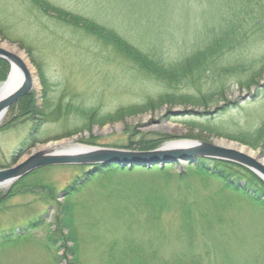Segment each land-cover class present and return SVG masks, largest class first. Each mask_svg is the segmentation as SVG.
Instances as JSON below:
<instances>
[{
  "label": "rangeland",
  "instance_id": "1",
  "mask_svg": "<svg viewBox=\"0 0 264 264\" xmlns=\"http://www.w3.org/2000/svg\"><path fill=\"white\" fill-rule=\"evenodd\" d=\"M52 1L72 12H87L100 20L105 19L103 22L110 19L113 26L122 30L120 33L140 48L151 49L159 42L160 52L171 58L188 52L192 40L200 38L202 31L194 30L201 21V10L208 8L205 0H178L177 6L183 2L191 8L187 6L188 12L184 10V15L176 11L170 21L172 26H167V29L172 27V31H154L153 22L145 26L149 31H135L133 25L135 20L139 22L137 17L143 16L141 20L147 23L155 16L147 17L144 12L142 15L139 9L130 12V5L123 8L120 4V9L116 1ZM146 1L150 7H156L153 0ZM168 3L175 4L174 0ZM158 20L164 23L161 17ZM0 41L26 55L37 82L31 92V106L38 109L48 106L45 112L49 115L48 121L38 125L37 116L22 113V103L16 102L8 109L0 122L2 168L12 165V158L17 161L34 146L40 148L61 140L89 148L130 151H151L167 144L193 141H225L264 157L261 147L252 148L229 138L251 137L264 121V72L249 89H238L235 82L230 81L224 101L211 103L207 108L163 105L122 120L92 124L88 129L73 133L83 121L73 113L65 115L56 108L55 103L61 97L63 104L75 102L106 113L120 105L140 101L159 89L122 54L44 15L29 0H0ZM19 41L29 53L18 46ZM244 47L254 57L262 55L264 36H254ZM8 71L9 64L0 84ZM40 75L46 83L45 92ZM187 110L206 115H186ZM54 113L59 115L57 119H53ZM34 125L37 129L32 144L35 145L19 152L20 143ZM151 139L161 141L158 147L141 150L137 146L139 140ZM129 143L132 144L129 146ZM190 160L193 162L192 158ZM190 160L162 167L120 168L100 163L50 166L25 177L23 186L18 183L13 188L14 182L9 189H0V234L17 230L40 216L43 221L39 229L20 241L0 248V264H68L73 230L78 237V264H161L156 257V239L163 232L170 241L172 256L180 255V251L186 253L189 238L183 224L177 222L179 213L171 210L161 213L162 231L150 217H142L144 211L140 216V211L131 207L137 193L125 198L120 192L132 188L140 189L138 193L154 203L187 197L186 206L191 208L197 232L196 240L193 239L195 246H207V254L198 264H264V207L252 198L214 191L216 184L206 182ZM71 184L73 188L63 193ZM206 194L218 213L209 210L208 217L212 220L200 224V211L204 208L201 202H205ZM62 219L66 228L61 233L67 238L70 234L72 241L53 232L57 221Z\"/></svg>",
  "mask_w": 264,
  "mask_h": 264
},
{
  "label": "trees",
  "instance_id": "2",
  "mask_svg": "<svg viewBox=\"0 0 264 264\" xmlns=\"http://www.w3.org/2000/svg\"><path fill=\"white\" fill-rule=\"evenodd\" d=\"M109 1L110 3H113V1L118 2L119 8L120 4L123 8L130 5L128 7L130 12L138 11L139 9V13L142 15L144 12L147 17L155 16L154 20L152 19L151 22L147 20V23L145 20H141L143 16L137 17L139 18V22L136 23L137 20H135V25H133L135 31H149L145 26L152 22L154 31H172V27L167 29V26H172L170 21L174 19L175 14L179 12L180 15H184L182 14L183 12H188V5H185L183 2H181L180 6L176 5L178 0H174L175 4L172 6L169 5L168 0H153V3L156 5L155 8L150 7L151 5L146 0ZM205 1L208 8L201 10V21L196 25V30H194L202 31L200 38L197 41L192 40L188 52L180 54L177 58H171L164 52H160L159 49L161 47L159 42L154 43L151 49H143L133 44L119 32L122 31L120 28L111 24L110 19H106V22H103L105 19L100 20L87 12H72L55 4L52 0H29L44 15L59 23L61 22L68 28L82 31L98 43L122 54L124 58L154 81L159 89L153 95H145L140 101L120 105L113 112L106 113L99 112L95 107H83L80 104H75V102L67 101L63 104L61 103V100H63L61 97V100L55 103L56 108H59L65 115L73 113L77 119L79 118L83 121L81 127L74 130L73 133L78 132L82 128L88 129L92 124H105L111 121L122 120L127 116L153 111L163 105H189L207 108L211 103H217L220 100L224 101V97L230 88V81H234L238 89H249L251 86L256 85L257 80L261 78L264 72V52L262 55L254 57V55L245 51L244 46L254 36H264V0ZM188 7L191 8L190 6ZM159 17L163 19L164 23L157 22L159 21ZM196 42L197 44H195ZM18 46L21 49L25 48V52L29 53V49L23 46L20 41ZM227 55L231 58L226 57ZM7 69V62L0 59V80L4 79ZM40 79L45 92L47 90L46 83L41 75ZM31 97L32 93L25 95L18 103H22L21 111L23 114L31 113L33 116H37L38 125H41V123L48 121L49 115L45 112L48 106H45V109L43 107L40 109L35 106L32 107ZM185 113L186 115L192 114L196 116L206 115L205 112H192L191 110H187ZM57 117L59 115L54 113L53 119H57ZM36 129L37 127L34 125L30 134L20 143L18 147L19 152L24 151L27 147L28 149L32 148L35 145L32 143L35 142L34 135ZM240 136H229V138L247 144L252 148L261 147V153L264 155V121L254 131L253 136L248 138ZM243 136L245 135L243 134ZM160 142L159 139L139 140L137 146L141 150L153 149L158 147ZM131 144L129 143V146ZM14 161L15 158H12V162ZM190 162L192 161L190 160ZM192 163L195 165V170L201 173L206 182L216 184L217 188L214 191L229 192L238 196L252 198L264 207V182L250 170L232 162L205 157H193ZM0 168L2 167L0 166ZM38 170L40 169L34 170L18 179L12 187L16 188L18 183H21V186H23V179ZM71 188H73V184L64 188L63 193L69 191ZM127 191H120L125 198L129 194L134 195L137 193L136 198L133 197L134 202L132 201L131 205L134 211H140L138 212L139 215L141 211H144L145 214L142 217L145 215L147 218L150 217L159 227L162 212L171 210L179 213L177 222L183 224L186 235H188V251L186 253L180 251V255L172 256L170 251L171 244L169 239L167 240V235L164 232L159 233L157 235L159 239H156V257L158 262L161 261V264H198L201 261L203 256L207 254V246H195L194 240H196L197 232L191 208L186 206V196L183 197L184 199L178 198L176 200L174 197L154 203L150 199H144V196L138 193L140 189L132 188V190L128 189ZM208 195H205V202H201L205 209L203 208L200 211L202 219L200 224L202 222L203 224L204 222L209 223L212 220L208 217L209 210L212 209L218 213V210L209 202ZM125 201L127 202L128 199ZM190 205H192V202ZM121 207L125 209V207ZM60 221L63 223V226L60 225ZM42 223L43 221L40 216L28 222L25 226L19 227L17 230L0 234V248L20 241L23 237L39 229ZM56 224V230H53V232L59 233L61 238L65 237L61 233L66 228L63 219L58 220ZM160 229L162 230L163 228L160 227ZM64 239L72 241L70 234L68 238L65 237ZM72 243L73 247L71 249L68 248L71 254L68 264H78L76 254L78 237L74 230ZM58 258L59 256L56 260ZM54 260L55 257L52 260L53 263L55 262Z\"/></svg>",
  "mask_w": 264,
  "mask_h": 264
},
{
  "label": "water",
  "instance_id": "3",
  "mask_svg": "<svg viewBox=\"0 0 264 264\" xmlns=\"http://www.w3.org/2000/svg\"><path fill=\"white\" fill-rule=\"evenodd\" d=\"M14 49L20 52L18 48ZM22 55L30 70L27 69L15 55L0 48V59L5 60L9 64L7 77L1 84L11 83L15 77L17 78V76H20V79L11 90L0 93V122L8 109L25 95L30 94L37 84L31 64L27 60L26 55ZM174 113L176 112H171V114ZM50 143L51 142L46 145ZM44 146L32 148L28 154L15 161L9 167L0 169V189H9L14 182L30 172L49 166L100 163L102 166L115 164L120 168L133 166L153 167L157 165L162 167L165 164L176 161H186L191 158L193 159V157L212 158L241 165L253 172L264 182L263 156L253 158L239 149L228 146L224 147L217 143L193 141L178 143L176 145L167 144L151 151L86 147L83 151L76 153L53 152L48 149H43Z\"/></svg>",
  "mask_w": 264,
  "mask_h": 264
},
{
  "label": "bare ground",
  "instance_id": "4",
  "mask_svg": "<svg viewBox=\"0 0 264 264\" xmlns=\"http://www.w3.org/2000/svg\"><path fill=\"white\" fill-rule=\"evenodd\" d=\"M0 48H2L3 50H5V51H7L13 55H15L24 64V66L27 69H29L27 62L25 61L22 53L17 52L14 48L8 46L5 43H2L1 41H0ZM19 79H20V76H17V78L15 77V79L11 83L9 82L7 84H0V93H4V92L11 90L16 85L15 83L18 82ZM215 143L220 144L224 147L228 146L231 148L233 147V148L239 149L240 151L244 152L245 154H247L253 158H258L256 153H254V152L250 151L249 149L242 147L240 145L225 142V141H218ZM85 148L86 147H84V146L76 145V144L72 143L71 141H67V140H63V141L57 142V143H50V144L43 147V149H45V150L48 149V150L53 151V152H69V153L81 152Z\"/></svg>",
  "mask_w": 264,
  "mask_h": 264
}]
</instances>
